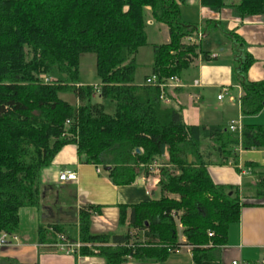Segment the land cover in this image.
Segmentation results:
<instances>
[{
    "label": "trees",
    "instance_id": "16d2710c",
    "mask_svg": "<svg viewBox=\"0 0 264 264\" xmlns=\"http://www.w3.org/2000/svg\"><path fill=\"white\" fill-rule=\"evenodd\" d=\"M237 1L201 0V5L217 11L235 7L241 18L264 16V0ZM184 4L0 0V243L2 235L19 232L22 209L39 207L42 171L73 144L83 164L109 167L108 178L116 186L132 185L152 175V165H161L160 198L121 205L117 232L92 234L96 211L81 210L78 240L93 247H82V256H99L105 264L163 263L187 247L193 264H222L229 228L240 221L242 207L264 200V167H251L256 181L242 186L250 197L241 198L239 188L214 183L203 143L213 142L220 164H228L237 147L264 151V126H245L241 136L225 127L188 126L181 110L162 102L159 87L135 82L136 56L148 45L147 10L169 30L170 41L153 46L152 75L159 82L181 78L195 59H216L201 49V41L219 23L203 28L187 23ZM199 32L198 43L186 41ZM223 32L231 45L233 79L242 90V115L256 116L264 111V80L248 78L255 60L245 40ZM88 54L95 57L99 85L80 82L81 60ZM62 94H73L77 104ZM97 95L114 104L112 114L94 102ZM63 232L52 227L54 234ZM52 233L40 229L41 244L55 241ZM1 246L0 264H20L3 257Z\"/></svg>",
    "mask_w": 264,
    "mask_h": 264
},
{
    "label": "crops",
    "instance_id": "0c3cea01",
    "mask_svg": "<svg viewBox=\"0 0 264 264\" xmlns=\"http://www.w3.org/2000/svg\"><path fill=\"white\" fill-rule=\"evenodd\" d=\"M227 3L236 4L237 0H227ZM185 4L189 9L187 18H184L182 10ZM185 4L181 7L184 21L197 24L200 28L208 22L219 23L220 26L212 31V37L220 42L215 46L208 42L205 49L202 41L209 39V34L204 37L201 49L209 52L211 59H216L207 62H203L201 58L195 59L181 76L185 84L172 92L174 97L167 105L181 110L184 123L188 126H219L229 129L232 124H237L242 130L245 126H264V111L256 116L242 115V90L233 79L231 45L223 32L233 31L245 40L248 52L255 60L248 78L252 82L263 81L264 16L241 18L235 7H225L217 11L202 7L201 0H185ZM188 16H194L196 22ZM148 27L152 28V33L159 41L151 43L147 33L152 52L154 45L167 44L170 41L169 30L165 25L149 20ZM223 45L224 48H221ZM93 63L96 66L94 58L83 60L82 57L81 72L87 66L92 67ZM152 65L153 62L150 65L151 70ZM151 75L152 71L145 75L143 83L137 84L143 85L146 77ZM194 81H199V85L193 86ZM225 89L229 90V94L218 100V96ZM230 97L234 101H230ZM203 149L209 155L207 167L212 180L228 188L241 190L249 181L255 182L251 167H264L263 150L245 151L237 147L235 159H230L228 164H220L221 157L213 142L205 141ZM166 159L164 157L162 160ZM101 169L98 173V166L83 164L76 145L63 147L52 165L41 173L39 207L20 211V229L16 234L18 241H8L1 246L3 257L15 259L20 264H105L99 256L66 255L53 249L38 247L41 244L39 230L46 229L48 233H52L53 226L62 227L67 237L78 240L80 213L83 208H93L96 211L91 216L92 234L115 233L119 229L121 205H136L157 200L161 196L159 175L140 177L132 185L116 186L108 178V172ZM62 172H74L78 179L75 182H61L59 175ZM58 234L61 233L54 235ZM185 241L183 238L182 242ZM221 258L222 264H264V200L257 205L242 207L240 221L229 228L227 244L222 250ZM124 264H193V260L190 248L185 247L172 253L163 263L129 260Z\"/></svg>",
    "mask_w": 264,
    "mask_h": 264
},
{
    "label": "built area",
    "instance_id": "2783aa9c",
    "mask_svg": "<svg viewBox=\"0 0 264 264\" xmlns=\"http://www.w3.org/2000/svg\"><path fill=\"white\" fill-rule=\"evenodd\" d=\"M202 38H203V34L199 32L198 34H195L192 37H188L186 41L190 44H194V43H198L200 40H202ZM145 83L150 86L159 87L160 93H161L160 98L162 102L166 104H169L170 101L172 100V97H174V95H172V92L175 89L183 87V85L185 84L181 78H171L170 80L159 82L157 77L154 75L150 76L145 81ZM198 85H199V81L193 82V86H198ZM169 89L172 90L171 94H169ZM228 94H229L228 89L223 90L222 94L218 96V100L224 99V97L227 96ZM230 101H234V98L230 97ZM67 124H70V123L67 122ZM229 130L232 133H238L241 136L242 127L240 125L232 124L229 127ZM160 168H161V165H159V163H155L154 165H152L151 167L152 174L153 173L159 174ZM101 170H102L101 167H98V173H100ZM77 179H78V176L74 172H62L59 175V180L61 182H75ZM179 227L181 228V225H179ZM210 236H213V233H210ZM1 240L2 242L0 244L3 245L7 241H10V240L18 241V237L17 236H7L6 234H4L2 235ZM38 247L46 248V249H53L60 253H64L66 255H79L80 250L82 249V247H85V245L82 244L77 239H71L67 237L65 234H58L56 236L55 241L50 242V243L40 244ZM234 264H237V263H234Z\"/></svg>",
    "mask_w": 264,
    "mask_h": 264
},
{
    "label": "rangeland",
    "instance_id": "374dc122",
    "mask_svg": "<svg viewBox=\"0 0 264 264\" xmlns=\"http://www.w3.org/2000/svg\"><path fill=\"white\" fill-rule=\"evenodd\" d=\"M187 7H188L187 4H185L184 7H182L184 18H187L186 13H188V11H189V9ZM190 13H191V11H190ZM188 18H190L191 20L196 22V19L194 16H191V17L188 16ZM149 20L154 21L151 18L150 10H147L146 21H149ZM154 23H156V22L154 21ZM151 29H152L151 27L147 26L146 31L149 35L150 42L151 43L159 42L156 39L157 37H155L154 34L152 33ZM202 42H203L202 47L206 49V43L209 42L212 46H215V44H219L220 41L216 40L214 37H212V32L210 31L209 32V39L205 38L204 41H202ZM216 47H219V45L218 46L216 45ZM221 48H224V45L221 46ZM92 58L95 59V57L93 55L88 54V55H85L83 57V60L84 59H92ZM152 62H154V56H153V52H152V47H151V45L148 44L145 47L141 48L139 57L137 58L138 68H137V71L135 74V82L136 83H143L145 75L151 73L152 70L150 68V65L152 64ZM80 82L82 84L93 85V86L100 84V78L97 75L96 66L94 63H93L92 67L87 66L85 69H82V72L80 74ZM171 92H172V90L169 89V94H171ZM61 98L65 101H68L73 106H75V104L77 102L76 98L73 94H62ZM94 102L103 105L104 110L107 114H112L114 112V104H112L110 101H103L97 95V96H95ZM153 174H156V173H153ZM156 175H159V174H156ZM253 180L256 181V177H254ZM245 192L246 191H242V189H241V196H240L241 198L250 197V195L246 194ZM71 239H73V238H71ZM182 239L183 238H181V240ZM85 246H86L85 248H87L88 250L93 249V247H91L90 245H85ZM94 253L96 254L98 252L94 251Z\"/></svg>",
    "mask_w": 264,
    "mask_h": 264
},
{
    "label": "water",
    "instance_id": "95a60500",
    "mask_svg": "<svg viewBox=\"0 0 264 264\" xmlns=\"http://www.w3.org/2000/svg\"><path fill=\"white\" fill-rule=\"evenodd\" d=\"M139 152V151H138ZM104 170L106 171V172H109L110 171V168L109 167H107V168H104ZM231 194V193H230Z\"/></svg>",
    "mask_w": 264,
    "mask_h": 264
}]
</instances>
